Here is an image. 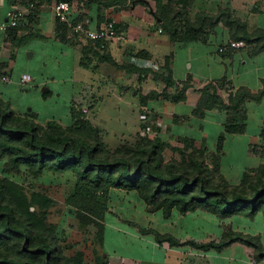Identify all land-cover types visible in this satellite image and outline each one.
I'll list each match as a JSON object with an SVG mask.
<instances>
[{
    "label": "trees",
    "instance_id": "obj_1",
    "mask_svg": "<svg viewBox=\"0 0 264 264\" xmlns=\"http://www.w3.org/2000/svg\"><path fill=\"white\" fill-rule=\"evenodd\" d=\"M92 1L99 7L108 8L143 2ZM158 8L160 13L156 12V17L162 20L164 30L174 39L182 34L181 41H195L207 28L223 24L229 28L232 40L256 45L255 54L264 52V29L255 34L244 31L246 26L234 18L229 9L220 8L217 14L198 13L192 21L186 7L179 9L168 4L158 5ZM179 21L184 23L181 27ZM19 26L14 30L17 31ZM116 27L120 30L119 25ZM58 30L63 36L71 32L66 24L59 21ZM101 60L118 67L110 57L104 56ZM141 72L166 86L161 91L142 94L143 103L161 97L178 104L186 101L188 90L194 87L191 82L184 83L178 93H172L174 81L171 74L159 75L143 69ZM201 92L203 104L199 105L198 111L225 109L234 120L245 121L247 115L242 111L247 102L260 103L264 98V81L258 93L241 87L228 99L215 83H209ZM73 112L74 123L70 128L55 121L43 126L34 117L19 114L9 102L0 99V162H6L7 172L5 176L0 175V264H85L82 252L69 256L61 246L57 228L49 220L53 200L39 192L28 193L24 186L9 177L12 173H20L23 168L35 176L46 171L75 173L80 186L67 204L77 209L81 219L94 223L106 219L105 209L99 214L91 208L96 203L94 192L104 190L110 193L111 189L137 192L148 206L155 212L161 211L166 219L172 218L175 211L183 216L204 211L218 218H230L246 210L253 216L260 212L264 214V166L260 171L245 172L240 184L233 186L220 171L219 163L214 166L208 163L206 146L201 150L177 147L174 150L182 159L168 162L163 156L165 145L160 137L147 139L146 143L135 147L111 150L102 140L100 129L81 112L75 109ZM245 133L246 124L234 121L226 127L219 141L224 143L228 134ZM262 138L264 140V130ZM105 228L99 225L102 244L106 240ZM158 237L160 244L167 242L171 247L190 245L204 252L220 253L240 244L252 250L250 255L258 264L264 261V245L259 236L231 229L217 243L193 240L180 243L172 235L162 237L158 234Z\"/></svg>",
    "mask_w": 264,
    "mask_h": 264
},
{
    "label": "crops",
    "instance_id": "obj_2",
    "mask_svg": "<svg viewBox=\"0 0 264 264\" xmlns=\"http://www.w3.org/2000/svg\"><path fill=\"white\" fill-rule=\"evenodd\" d=\"M142 1L130 9H105L101 18L100 11L95 8L97 4L92 3L88 9L84 1L80 3L81 6H76L74 0L71 2L73 9L70 18L74 22L88 21L91 29L100 28L107 19H115L119 25L124 40L108 42V51L99 54L97 47L90 45H94L93 42L87 41L88 45H84L88 47L84 48L74 42L78 40L77 36L69 31L64 36L60 33L54 14L55 0L36 1V9L26 16L17 31L0 32V73L13 79L12 84L0 86V99L9 102L19 114L34 117L43 126L55 121L65 128L72 127L75 109L89 113L87 118L104 131L106 127L108 130L116 125L106 121V113L116 111L117 125L119 123L122 128L132 127L139 131L142 108L149 109V114H152L149 118L153 116L154 120L164 124L172 108L175 112L172 119L175 120L186 117L189 112L193 114L195 105L200 101V93L191 88L187 92V100L178 104L157 98L143 103L141 97L135 95L138 85L146 91L145 94L160 91L162 85L151 75L142 73V69L159 75L171 74L176 87L188 82H209L219 86L227 83L235 90L245 87L253 93L262 89L264 52L255 54L252 46L246 45L243 49L220 53V47L232 40L229 28L223 24L207 28L202 37L195 41H181L180 37L174 39L164 30L162 20L156 17L161 3L157 4L158 0ZM160 1L162 4L167 2ZM198 3L202 6L195 9V14L189 10L192 21L198 13L217 14L220 8H230L219 3L206 8L204 0H199L196 6ZM16 4L15 0H0V21ZM104 56L116 61L118 67L102 61L101 57ZM62 58L68 64L73 62V66L60 78L49 71H64ZM20 60L24 62L20 64ZM33 61L37 64L32 67ZM18 64L21 65L19 69ZM76 67L83 71H78ZM25 74L32 77V83L28 86L20 84ZM191 100L195 102L193 108L187 107ZM250 104L253 105V112L248 114L249 122H255L257 127L264 125V98L260 103L249 101L246 107ZM218 118L216 115L214 121ZM247 133L248 129L237 137ZM159 245L155 243L153 247L155 258L160 251L158 249L162 248ZM163 248L167 254V250L173 247ZM212 252L216 251L208 253ZM163 264L172 262L164 261Z\"/></svg>",
    "mask_w": 264,
    "mask_h": 264
},
{
    "label": "rangeland",
    "instance_id": "obj_3",
    "mask_svg": "<svg viewBox=\"0 0 264 264\" xmlns=\"http://www.w3.org/2000/svg\"><path fill=\"white\" fill-rule=\"evenodd\" d=\"M36 1L38 2V0H15V3H18L15 7L27 8L33 3L37 5ZM57 1L59 0H55V2ZM74 1L76 6H81L80 3L84 1L88 9L93 5L92 0ZM166 1L165 4H162V1L157 2V4H171L179 9L186 7L193 14H195L196 8L200 9V6H202L199 3L196 6L199 0ZM204 1L207 3L206 8L212 5L216 6L218 3L223 6L228 5L230 8L227 9L231 11L234 18L241 20L246 26L244 31L248 33L255 34L259 30L257 28L260 26L264 27V0ZM134 5L136 4L120 6V9H130ZM95 8L100 11V18L105 9H108L106 6L99 7L98 5ZM158 9L156 11L160 13ZM181 24L183 25L184 23L179 21L180 27ZM70 33L74 35L72 32ZM181 37H183L182 34L180 39ZM77 38L78 40L74 41L77 42L76 44L84 48L88 47L87 41L90 40L85 37L79 38L77 36ZM108 42L90 45L97 47L98 54L101 52L106 53L108 51ZM84 44H87V47ZM252 48L255 49L256 45H252ZM61 60L64 62V71H49L60 76V78L65 76L66 70H71L73 66V62L68 64L65 59L62 58ZM23 62L20 60V64ZM20 64H18V69L21 67ZM35 64H37L36 61L31 62L32 67ZM76 69L83 71L79 67H76ZM201 83L202 85L192 83L193 89L196 90L195 92L200 93V101L198 104L196 103V109L193 110V114L189 112V114L186 113V117L174 120L172 119V114L175 112L172 108L168 112V118L164 124L160 120H154L155 117L153 118L152 116L149 120L153 125V134L150 137H141V130L144 128L141 117L152 115L149 114V109L142 108L140 110V132L132 127L122 128L119 123L117 125L115 120L117 117L114 115L117 112L110 111L106 113L107 117L105 116L106 118H104L110 124L114 122L116 125L109 127L110 129L108 130L105 126L104 131H101V127L99 128L102 140L111 150H119L126 146L135 147L146 143L147 139L160 137L165 145L163 156L167 162L171 160L180 161L182 159L180 153L174 150L177 147L201 150L202 147L206 146L208 163L213 166L215 163H219V169L227 181L233 186H238L245 172L260 171L264 166V140L262 138L264 125L257 127L254 125L255 122H249L248 114L253 112V105L251 104L247 107L245 106L242 111L247 115L245 121L234 120L225 109L198 111L199 105L203 104L201 99L204 96L201 91L205 89L209 82ZM161 85L160 91L166 87L164 83H161ZM182 86L183 84L176 87L174 83L171 92L178 93ZM136 89L135 95L142 99V94L146 95V91L140 88L139 85ZM139 89L140 91H138ZM220 89L226 99L229 98L230 94H234L237 91L227 83L221 84ZM196 95L199 96V94ZM157 99L164 101V98L161 97ZM194 104L195 102L191 100L187 107L189 105V107L193 108ZM79 112H81L83 117H87L89 114L83 113L84 111L81 110ZM216 115L219 118L214 121ZM234 121L240 124L245 123L248 133L239 138L237 135L228 134L224 143L220 142V136L225 133L226 127ZM246 145L247 147H245ZM5 166L6 162H0V175L2 176L7 174ZM9 177L24 186L28 193L39 192L53 200L54 203L49 212V220L57 228L59 242L69 256L82 252L85 264H163L164 261L172 262V264H216L215 261H217V264H258L250 255L252 250L240 244H234L230 250L225 249L221 253L212 252L210 254L195 249L190 245H184L173 247L174 249L167 250L168 253L166 254L163 247H166V249L170 248L169 243L160 244L158 234L162 237L172 235L180 243L192 240L197 243H217L221 240L223 234L231 229L236 232L259 236L264 245V214L262 212L253 216V214L249 213V210H246V212L244 211V213L230 218H218L204 211H197L186 216L175 211L172 218L166 219L161 211L155 212L152 207L148 206L137 192L111 189L110 193H106L104 190L94 192L96 203H93L91 208L98 213L103 211V209L106 210L105 221L94 223L85 218L84 220L81 219L78 216L77 209L67 204L69 197L80 186L75 173L72 171H46L40 176H35L27 168H23L20 173H12ZM90 192L92 193L93 190L90 189ZM84 214L89 215L87 212H84ZM96 220L97 218L94 217V221ZM101 224L106 227V240H104L103 244L98 234L99 225ZM155 243L156 245L160 244L159 246L162 247L158 249L160 251L157 258L154 257L153 251ZM260 264H264V261Z\"/></svg>",
    "mask_w": 264,
    "mask_h": 264
},
{
    "label": "built area",
    "instance_id": "obj_4",
    "mask_svg": "<svg viewBox=\"0 0 264 264\" xmlns=\"http://www.w3.org/2000/svg\"><path fill=\"white\" fill-rule=\"evenodd\" d=\"M36 6L37 5L33 3L27 8L15 7L10 9L6 13L5 19L0 21V32L7 33L11 29L17 28ZM72 9L73 5L71 2L59 1L54 5V14L56 19L62 24H66L75 36L79 38L85 37L93 43H104L112 40L121 42L124 40L123 33L116 27L117 22L115 19H108L100 28L91 29L88 21L74 23L70 18ZM245 47L246 43L244 41L230 40L227 44L220 47L219 52L235 51ZM12 83L13 79L9 75L0 73V86ZM31 83L32 77L30 75H22L20 80L21 85L28 86ZM141 120L144 123V128L141 130V137H150L153 134V125L149 120V116L144 115L141 117Z\"/></svg>",
    "mask_w": 264,
    "mask_h": 264
}]
</instances>
